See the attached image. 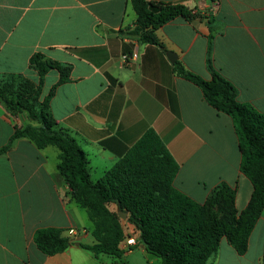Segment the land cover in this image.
Segmentation results:
<instances>
[{"label": "crops", "instance_id": "crops-1", "mask_svg": "<svg viewBox=\"0 0 264 264\" xmlns=\"http://www.w3.org/2000/svg\"><path fill=\"white\" fill-rule=\"evenodd\" d=\"M156 1L185 3L200 16L168 21L155 31L157 43H149L127 34L136 19L131 0H0V79L21 75L38 82L30 65L38 53L69 64L70 79L56 87L50 109L86 152L93 181L153 129L179 164L177 189L203 203L226 183L236 189L241 211L253 185L240 170L234 119L211 106L200 86L177 72L176 62L211 79L212 36L213 67L237 88L239 102L264 112V0ZM170 50L177 54L174 62ZM59 78L57 69L46 73L42 96ZM29 123L25 113L12 115L0 102V149L16 127ZM58 162L55 146L39 148L27 137L0 153V264H162L126 220L122 257L85 248L95 242L92 222L81 223L70 209L74 200ZM109 207L117 209L114 203ZM43 227L64 229L68 247L43 253L34 240ZM258 227L262 251L253 261L244 260ZM129 237L135 238L134 245L127 244ZM263 252L264 210L245 254L222 238L207 264H264Z\"/></svg>", "mask_w": 264, "mask_h": 264}, {"label": "trees", "instance_id": "trees-1", "mask_svg": "<svg viewBox=\"0 0 264 264\" xmlns=\"http://www.w3.org/2000/svg\"><path fill=\"white\" fill-rule=\"evenodd\" d=\"M136 19L128 35L142 42L157 43L155 31L178 16L186 19L200 14L182 2L131 0ZM212 36L209 37L208 67L211 79L176 62L179 74L203 91L206 101L230 115L236 124L242 154L240 170L252 182L247 206L236 208V189L221 183L201 203L177 189L174 179L179 164L153 129L143 136L96 181L91 179L87 154L71 132L59 126L50 109L56 87L69 81L71 66L38 53L30 60L39 75L38 82L10 75L0 79V102L12 114L25 113L30 123L16 127L8 143L10 149L20 137H27L39 148L59 150L58 171L68 185L67 195L90 217L93 244L83 246L96 255L122 257L126 232L119 211L127 212L139 242L161 258L162 264H207L226 238L238 254L248 250L249 237L264 210V112L237 100V88L212 65ZM57 69L59 81L42 96L46 73ZM117 207L111 210L109 205ZM37 247L47 255L64 251L70 239L64 229L39 228L34 235ZM118 264H127L124 262Z\"/></svg>", "mask_w": 264, "mask_h": 264}, {"label": "rangeland", "instance_id": "rangeland-1", "mask_svg": "<svg viewBox=\"0 0 264 264\" xmlns=\"http://www.w3.org/2000/svg\"><path fill=\"white\" fill-rule=\"evenodd\" d=\"M55 159H56V157H53V155H51L50 161H54ZM69 207L74 212L76 217H78V219H79V221H81V223L83 222V223H86V224H91V220H90L89 214H88V212L85 209H81L80 207H76V204H75L74 201L69 203ZM121 220L125 221L126 219H122L121 218ZM260 251H262V244L260 243V228L258 227L256 229V231H255V234L253 235V238H252V241H251L250 251L246 255L244 260L253 261L255 259V257L257 256V254L260 253ZM135 254H137V253H135ZM232 264H239V263L238 262H234Z\"/></svg>", "mask_w": 264, "mask_h": 264}, {"label": "water", "instance_id": "water-1", "mask_svg": "<svg viewBox=\"0 0 264 264\" xmlns=\"http://www.w3.org/2000/svg\"><path fill=\"white\" fill-rule=\"evenodd\" d=\"M167 55L169 57V59L174 62L176 59H177V54L174 52V51H168L167 52ZM127 215L128 213L127 212H123V211H119V216L122 218V219H126L127 218Z\"/></svg>", "mask_w": 264, "mask_h": 264}, {"label": "built area", "instance_id": "built-area-1", "mask_svg": "<svg viewBox=\"0 0 264 264\" xmlns=\"http://www.w3.org/2000/svg\"><path fill=\"white\" fill-rule=\"evenodd\" d=\"M135 243H136L135 238H133V237H129V238L127 239V244H128V245H134Z\"/></svg>", "mask_w": 264, "mask_h": 264}]
</instances>
